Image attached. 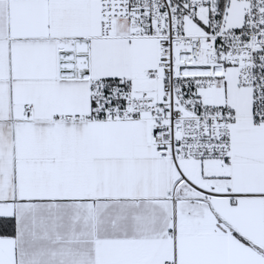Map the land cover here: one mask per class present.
<instances>
[{"label": "snow or ice", "instance_id": "obj_1", "mask_svg": "<svg viewBox=\"0 0 264 264\" xmlns=\"http://www.w3.org/2000/svg\"><path fill=\"white\" fill-rule=\"evenodd\" d=\"M0 264H264V0H0Z\"/></svg>", "mask_w": 264, "mask_h": 264}]
</instances>
